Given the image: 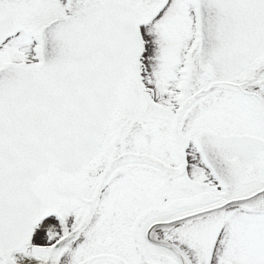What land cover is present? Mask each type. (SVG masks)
<instances>
[{"label": "snow or ice", "instance_id": "1", "mask_svg": "<svg viewBox=\"0 0 264 264\" xmlns=\"http://www.w3.org/2000/svg\"><path fill=\"white\" fill-rule=\"evenodd\" d=\"M0 264H264V0H0Z\"/></svg>", "mask_w": 264, "mask_h": 264}]
</instances>
